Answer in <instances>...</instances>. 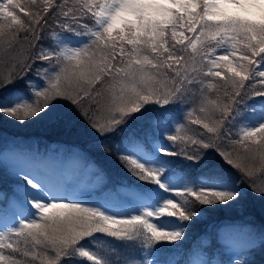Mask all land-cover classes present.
<instances>
[{
    "label": "snow or ice",
    "instance_id": "obj_1",
    "mask_svg": "<svg viewBox=\"0 0 264 264\" xmlns=\"http://www.w3.org/2000/svg\"><path fill=\"white\" fill-rule=\"evenodd\" d=\"M0 114L94 133L140 182L117 208L120 191L21 168L0 264H158L205 208L264 199V0H0ZM145 120L154 133L109 147Z\"/></svg>",
    "mask_w": 264,
    "mask_h": 264
},
{
    "label": "trees",
    "instance_id": "obj_2",
    "mask_svg": "<svg viewBox=\"0 0 264 264\" xmlns=\"http://www.w3.org/2000/svg\"><path fill=\"white\" fill-rule=\"evenodd\" d=\"M20 15L23 17V13H20ZM43 43L50 42L44 41ZM23 47H26V45ZM29 76L35 79L31 74ZM17 86L22 87V84ZM154 131L147 120L130 121L121 133L108 138V144L111 147L113 142L120 141L123 137L129 135L144 138L147 134L154 133ZM98 139L94 133L88 135L83 131H69L67 128L49 121L33 120L32 122L20 124L0 114V192L4 194L0 197V212L4 213L7 194L14 190L12 179L7 177L5 172V157L2 155L3 149L1 150L3 144L7 141L18 145L20 150L42 149L52 145L56 147H77L88 159L93 161L97 168L103 170L109 176V179L111 177V180L118 182V184L124 183L133 186L139 184L140 182L125 170L115 155H109L99 147H95ZM170 159L175 161V171L177 173L185 170L184 165L192 163L180 157ZM191 175L194 177L200 175L199 169L195 165ZM233 175L236 176L237 174L233 172ZM243 187L246 188V185ZM226 223L253 227L264 232V199L252 194L249 189L246 198L239 203L205 208L204 215L188 228L184 241L177 242L174 247L157 245L155 254L146 258L155 260L158 264H168L169 261H174L175 264H189L192 250L199 248L203 250V260L209 261L211 264L212 262L214 264H230L236 259H240L245 264H264V246L261 244L256 249L245 250L238 256H231L223 250V246L217 240L215 234L218 227ZM36 264H39V261Z\"/></svg>",
    "mask_w": 264,
    "mask_h": 264
},
{
    "label": "rangeland",
    "instance_id": "obj_3",
    "mask_svg": "<svg viewBox=\"0 0 264 264\" xmlns=\"http://www.w3.org/2000/svg\"><path fill=\"white\" fill-rule=\"evenodd\" d=\"M19 148L18 145L11 141L5 142L1 148V150L3 149L2 155L5 157L6 172L13 178L12 185L14 190L7 194L4 213L0 212V217L7 216L10 218L16 210V200L19 196L18 185L23 183V181L18 179L17 172L21 168L30 169L36 162L41 163L51 171L61 174L74 187L92 196L102 198L112 191H120L122 193L121 198L113 199L111 203L116 205L117 208L131 207V200L123 195L126 191L125 187L121 184L117 185L106 181L103 170L100 169L101 171L98 172L96 170L97 167H92L93 161L88 159L79 148L56 147L55 145L42 149L20 150ZM2 196L4 194L0 192V197ZM218 230L220 231L218 234L220 241L226 243L223 248L224 251L234 256L243 248L260 245L261 234L264 233L253 227L236 226L231 223L219 226ZM197 253H199L198 249L193 251L192 260L196 258Z\"/></svg>",
    "mask_w": 264,
    "mask_h": 264
}]
</instances>
